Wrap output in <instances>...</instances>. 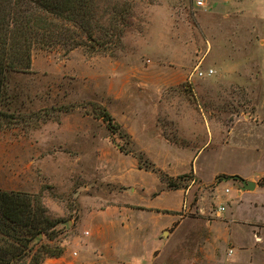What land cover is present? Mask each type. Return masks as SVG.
Listing matches in <instances>:
<instances>
[{
    "label": "rangeland",
    "instance_id": "rangeland-1",
    "mask_svg": "<svg viewBox=\"0 0 264 264\" xmlns=\"http://www.w3.org/2000/svg\"><path fill=\"white\" fill-rule=\"evenodd\" d=\"M122 1L126 0H114L115 8ZM129 1V27L113 54L88 55L90 51L81 46L37 44L30 50L29 68L7 74L2 109L9 116L0 118V190L33 195L49 220L57 221L49 232L54 231L55 237L39 233L35 247L58 245L62 253L45 257L41 264H129L134 254L144 257V263L176 264L179 257L180 264L181 254L190 250L189 241L168 240L164 232L160 237L168 243L163 240L162 255L149 262L148 249L156 244L152 230L157 224L147 215L136 214L129 224L134 220L143 227L127 229L130 212L112 211L110 193L121 188L105 179L114 157V134L126 149H139L121 132H112L101 116L106 110L118 123L109 92L112 85L114 89L111 63L128 61L132 66L141 63L178 76L181 73L182 81L164 89L159 99L162 108L198 112L197 137L190 149L201 148L195 165L202 177L211 179L215 172L255 173L264 168V122L235 121L243 113L251 114L254 105L259 117H264V82L254 78L258 62L264 61V48L259 45L264 21L244 18L245 0H206L203 7L194 6L192 0ZM256 24L257 34L252 33ZM219 64L226 72L221 80L212 67ZM199 69L213 71L198 76ZM146 71L143 75L151 76ZM238 78L246 82L236 83ZM158 123L166 128L174 124L161 113ZM82 135L86 142H79ZM146 158L141 165L151 171V160ZM190 172L180 180L183 186L194 178L193 171L186 173ZM217 175L204 189L210 193L208 204L212 206L218 196L225 197L220 194L224 188L239 186L235 179H217ZM147 181L152 183V176ZM218 183L219 190L215 189ZM199 192L197 186L192 187L195 197ZM184 215L195 216L189 211ZM256 257L253 263L259 260ZM15 264L34 263L27 256Z\"/></svg>",
    "mask_w": 264,
    "mask_h": 264
},
{
    "label": "crops",
    "instance_id": "crops-1",
    "mask_svg": "<svg viewBox=\"0 0 264 264\" xmlns=\"http://www.w3.org/2000/svg\"><path fill=\"white\" fill-rule=\"evenodd\" d=\"M244 7V18L264 21V0H245ZM258 30V24L252 27V33L257 34ZM259 35V45L264 48V36ZM111 64H114L110 67L114 89L112 85L109 92L114 97V117L130 135L134 147L143 151L158 168L170 176L189 171L194 174L189 185L168 188L158 174L140 167L132 153L121 151V143H118L120 138L114 134V157L109 161L110 170L105 179L121 188L110 193V206L114 209L112 211L125 210L131 213L126 214L127 229L132 225L135 231L143 227V224L134 220L132 225L129 224V218H135L136 214L147 215L151 222L157 224V229L152 230V237L158 242L148 249L149 262L162 255L163 240L168 243L169 239L182 238L184 243L189 241L191 247L181 254L180 264H264V184L259 183V179L264 176V168L255 173L215 172L211 179L202 177L195 165L201 148L197 151L190 149L197 137L198 112L194 109L178 111L176 108H162L159 99L164 89L177 86L182 81L181 73L178 76L160 67H147L141 63L132 66L128 61ZM257 65L258 74L254 78L258 77L264 82V61L261 60ZM212 67L218 80L225 77L226 72L221 64ZM119 69L121 71L117 72ZM144 69L150 70L151 76H144L143 73L148 72ZM237 81L243 84L246 82L239 78ZM253 108L251 114L243 113L235 121L242 119L263 123L264 117H259L255 105ZM160 113L173 120L174 124L167 128L159 124ZM204 123L209 126L207 120ZM169 131L173 134H168ZM81 141L86 142L84 135ZM220 173L226 175L222 180L235 179L239 186L234 189L228 187L230 193L220 191V194H226L225 197L218 196V202L212 206L208 204L210 193L204 189ZM148 176H152V183L147 181ZM241 179L252 181L254 187L244 189ZM219 183L215 187L217 190ZM194 186L200 190L196 197L192 194ZM218 205H223L224 209L219 210ZM187 211L195 216L184 215ZM166 228L169 231H165ZM164 232L169 234L168 240L160 237ZM133 241L135 243L136 239ZM255 255L259 260L253 263ZM143 259L134 254L129 264H149L144 263ZM177 259L179 257L175 263L179 264Z\"/></svg>",
    "mask_w": 264,
    "mask_h": 264
},
{
    "label": "trees",
    "instance_id": "trees-1",
    "mask_svg": "<svg viewBox=\"0 0 264 264\" xmlns=\"http://www.w3.org/2000/svg\"><path fill=\"white\" fill-rule=\"evenodd\" d=\"M120 4L121 7L115 8L114 0H0V118L9 116L2 109L7 96V74L29 68L33 46H81L86 52L90 51L88 55L113 54L129 27L132 10L129 0ZM101 116L112 132H121L129 142L130 135L114 122L108 111L103 110ZM120 150L132 153L139 166L147 169L146 165H141L147 160L143 151L129 150L123 145ZM148 165L168 188L185 187L180 180L192 175L190 172L170 176L153 162L148 161ZM222 177L226 175L219 174L216 178ZM260 183L264 184V177ZM45 211L33 195L0 190V264H15L27 256L32 263L41 264L45 257L61 255L58 245L50 247L40 243L35 247L39 233L48 234L49 239L55 237L54 231L49 232L57 221H50Z\"/></svg>",
    "mask_w": 264,
    "mask_h": 264
},
{
    "label": "built area",
    "instance_id": "built-area-1",
    "mask_svg": "<svg viewBox=\"0 0 264 264\" xmlns=\"http://www.w3.org/2000/svg\"><path fill=\"white\" fill-rule=\"evenodd\" d=\"M205 2H206V0H192L193 5L196 6V7H203L205 5ZM212 71H213L212 69H208V71L205 72V71L199 69L198 71H196V74L198 76L208 75V74H211ZM224 191L225 192H228L229 191V188L228 187L224 188ZM217 208L219 210H223L224 209V206L223 205H218Z\"/></svg>",
    "mask_w": 264,
    "mask_h": 264
},
{
    "label": "water",
    "instance_id": "water-1",
    "mask_svg": "<svg viewBox=\"0 0 264 264\" xmlns=\"http://www.w3.org/2000/svg\"><path fill=\"white\" fill-rule=\"evenodd\" d=\"M241 183L244 189H251L254 187V183L250 180L241 179Z\"/></svg>",
    "mask_w": 264,
    "mask_h": 264
}]
</instances>
